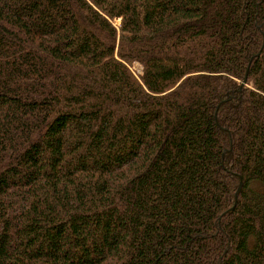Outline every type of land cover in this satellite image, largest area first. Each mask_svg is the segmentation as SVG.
Masks as SVG:
<instances>
[{
	"label": "trees",
	"instance_id": "trees-1",
	"mask_svg": "<svg viewBox=\"0 0 264 264\" xmlns=\"http://www.w3.org/2000/svg\"><path fill=\"white\" fill-rule=\"evenodd\" d=\"M0 264H264V0H0Z\"/></svg>",
	"mask_w": 264,
	"mask_h": 264
},
{
	"label": "rangeland",
	"instance_id": "rangeland-1",
	"mask_svg": "<svg viewBox=\"0 0 264 264\" xmlns=\"http://www.w3.org/2000/svg\"><path fill=\"white\" fill-rule=\"evenodd\" d=\"M121 23V21L120 20H117L116 22H115V24L116 25H119ZM133 71L135 72V73H137V68H133Z\"/></svg>",
	"mask_w": 264,
	"mask_h": 264
}]
</instances>
